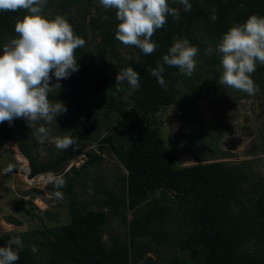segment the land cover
<instances>
[{
    "label": "trees",
    "instance_id": "trees-1",
    "mask_svg": "<svg viewBox=\"0 0 264 264\" xmlns=\"http://www.w3.org/2000/svg\"><path fill=\"white\" fill-rule=\"evenodd\" d=\"M167 2L178 9L180 19L168 15L164 27L152 37L157 49L144 55L115 38L116 11L105 9L99 0H47L45 17L64 16L86 42L75 50L78 71L67 79L57 81L53 76L50 81V85L59 82L61 88L49 93L48 99L62 101L67 111L52 125L40 121L29 127L23 118L11 125L0 123V140L16 144L28 161L31 176L62 174L64 186L56 189L51 182L46 191L54 197L55 191L63 193L70 222L48 227L40 218L42 228L38 230L0 237V247L13 237L21 238L23 248L15 264H264L262 179L247 163L232 164L225 157L179 166L156 118L189 91L196 98L215 88L219 73H212L205 87L197 71L186 77L177 67L165 64V89L149 71L158 61L163 63L162 57L175 40L184 38L198 48L201 62L197 67L204 73L221 67L215 48L223 34L252 15L264 17V0H189L190 11L176 0ZM213 7L218 17L215 22L210 19ZM26 14L25 10L0 11V49L17 36L15 23ZM129 66L139 73L135 90L127 83L116 84L118 71ZM251 79L259 89L264 88V65L257 64ZM40 125L58 137L70 134L76 144L66 151L43 146L45 155H40L36 131ZM96 143L100 144L98 152L85 150ZM205 146L212 149L208 143ZM107 148L126 173L103 185L106 177L93 171L102 167ZM81 151L86 161L62 172ZM89 189L92 195L87 198L83 194ZM16 210L31 214L25 208ZM114 219L127 230L115 231ZM7 221L21 225L11 216ZM32 246L38 249L36 253Z\"/></svg>",
    "mask_w": 264,
    "mask_h": 264
},
{
    "label": "clouds",
    "instance_id": "clouds-1",
    "mask_svg": "<svg viewBox=\"0 0 264 264\" xmlns=\"http://www.w3.org/2000/svg\"><path fill=\"white\" fill-rule=\"evenodd\" d=\"M176 2L182 4L185 11L192 8L189 0ZM99 3L105 9L116 11L119 23L115 38L125 46L137 47L144 55H151L157 49L158 45L152 37L164 27L167 16L180 19L178 9L169 7L167 0H99ZM46 4L47 0H0V11L25 10L27 13L15 23L17 36L10 38L0 49V123L8 122L11 125L15 119L23 118L29 127H35L41 120L50 124L67 111L62 101L53 103L48 99L49 93L61 88L59 82L50 85V81L53 76L57 81L67 79L78 71L75 50L86 42L74 33L64 16L46 18ZM212 13L210 19L215 22L218 17L214 7ZM215 51L220 56L222 68L218 84L254 95L259 88L251 79V74L255 72L257 64L264 65V17L252 15L245 23L234 24L223 34ZM197 55L198 48L192 46L187 38L177 40L169 48L168 54L162 57L163 63L158 61L157 66L149 71L159 85L166 89L167 82L162 75L164 65L177 67L182 75L191 77L196 68ZM127 59L131 61L133 57ZM124 83L134 90L139 88V73L130 66L121 69L116 76V84ZM36 131L37 138L44 142L52 130L40 125ZM53 142L58 150L66 151L76 144V139L69 134L56 137ZM24 159L28 181L45 183L46 187L54 182L56 189L66 183L60 173L45 172L31 176L28 161ZM74 159H78L79 166L76 168H79L87 159L85 151L70 160L62 172L66 173L75 167L72 164ZM11 171L9 166L6 172ZM54 195L63 198L60 191H55ZM90 195V189L87 195L83 194L87 198ZM22 248L19 236L10 239L7 246L0 247V264H15ZM31 250L33 253L38 251L35 246Z\"/></svg>",
    "mask_w": 264,
    "mask_h": 264
},
{
    "label": "rangeland",
    "instance_id": "rangeland-1",
    "mask_svg": "<svg viewBox=\"0 0 264 264\" xmlns=\"http://www.w3.org/2000/svg\"><path fill=\"white\" fill-rule=\"evenodd\" d=\"M195 60L194 71L202 74L203 86L206 87L207 82H210L212 73L218 72L221 76V67L214 68L211 73H204L203 69L197 67L201 59L196 56ZM181 100L165 112L156 114V118L161 122L166 144L176 156L179 166L213 162L225 157V161L232 164L247 163L254 169L256 177H260L264 182V88H260L254 95L243 96L235 89L217 83L215 88L209 89L199 97L195 98V93L191 90ZM52 124L53 122L49 125ZM110 133L111 131L105 132ZM56 137L58 136L50 134L44 142H40V155H45L41 147L55 146L53 141ZM206 143L210 144L212 149L208 150ZM98 146L100 144L96 143L87 146L85 150L94 149L98 152ZM103 157L102 167L93 173L105 176V185L107 181L126 172L110 148L103 152ZM77 163L78 159L72 164L78 167ZM25 164L24 157L13 141L0 140V237L9 233L27 235L28 232L38 230L42 228L40 218L48 227L70 222L67 200L51 196L46 191L45 183L28 181ZM9 166L12 171L6 172ZM34 190L44 192L37 194ZM28 192L29 194H26ZM17 207L25 208L31 214L18 212ZM46 212L49 213L48 216ZM10 216L18 219L21 225L8 223L7 218ZM126 217L129 220L131 218L128 213ZM115 220L112 223L115 231L121 234L127 230L119 219ZM104 239L107 241V234Z\"/></svg>",
    "mask_w": 264,
    "mask_h": 264
}]
</instances>
